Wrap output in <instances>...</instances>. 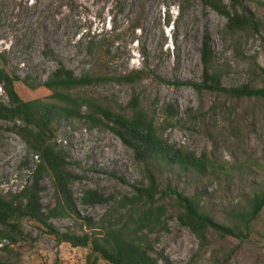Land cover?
<instances>
[{
  "label": "rangeland",
  "instance_id": "1",
  "mask_svg": "<svg viewBox=\"0 0 264 264\" xmlns=\"http://www.w3.org/2000/svg\"><path fill=\"white\" fill-rule=\"evenodd\" d=\"M246 5L260 22L264 37V0H248ZM225 24L226 18L203 7L199 0H0V52H7L10 74L19 80L29 75L39 84L57 68L58 60L76 77L88 73L92 62L87 47L91 43L100 48L97 52L108 62L111 76L148 68L169 82L198 83L202 40L208 33L223 87H260L251 64L264 68V42L252 34L236 41L225 39L221 35ZM14 89L23 101L46 100L48 96L44 89L30 90L21 82L15 83ZM75 92L115 106H125L132 95L140 96L157 128L164 127V105L170 104L177 115L165 128L163 138L197 156L206 154L228 172L216 177L193 173H165L163 177H170L179 192L196 197L217 223L228 224L231 210L264 189V100L231 99L151 79L135 86L107 81ZM0 98L6 102L1 90ZM54 138L76 164L73 169L80 179L71 191L82 217L97 223L113 205H82L85 190L120 199L132 192L131 186L143 183L132 152L110 131L78 121L61 122ZM35 159L13 124L0 121V190L4 194H14L31 182ZM42 187L41 204L47 212L53 205L48 178ZM49 224L59 233L82 234L71 219H52ZM163 226L149 236V244L152 255L168 264H264V208L246 240L209 233L201 246L179 225L171 208ZM21 232L14 243H1L0 262L86 264L96 256L89 246L57 242L45 228L29 220L22 222ZM97 264L109 263L100 259Z\"/></svg>",
  "mask_w": 264,
  "mask_h": 264
},
{
  "label": "trees",
  "instance_id": "2",
  "mask_svg": "<svg viewBox=\"0 0 264 264\" xmlns=\"http://www.w3.org/2000/svg\"><path fill=\"white\" fill-rule=\"evenodd\" d=\"M199 1L203 7L226 18L221 32L223 38L236 41L242 35L252 34L264 42L260 34L261 24L246 5L248 0H228V4L224 0ZM97 49L100 48L94 47L93 43L87 47V57L92 62L88 73L76 77L58 60L57 68L42 84L29 75L19 80L10 74L7 71V52H0V90L6 100L0 98V121L13 124L15 133L36 158L31 168L30 183L14 194H4L0 190V245L3 241L14 243L19 239L22 222L29 220L45 228L57 242H67L73 247L89 246L96 256L93 260L88 258L86 264H97L100 259L109 264H168L161 257L152 255L149 244V236L164 229L168 208L175 214L179 225L188 229L201 246L209 233L220 238L246 240L264 208V189L254 192L243 204L239 203V208L230 211L228 224L222 225L202 209L196 197L179 192L170 177H163L165 173L169 176L193 173L198 177H216L228 172H224L206 154L197 156L163 138L165 128L177 115L170 104L164 105V127L157 128L142 106L140 96L132 95L125 106H115L75 91L93 88L107 81L135 86L151 79L162 84L190 86L199 93L222 94L231 99L264 100V68L255 62L251 64L260 87L253 84L223 87V74L216 68V57L208 33L202 40V74L198 83L169 82L148 68L111 76L107 73L108 62ZM17 82L30 90L44 89L48 95L46 100L23 101L14 89ZM70 121L110 131L132 152L142 176L143 183L131 186L132 192L120 199L92 190L83 192L80 203L84 206L113 204L110 212L97 223L82 217L77 211L71 191V186L80 179L73 169L76 164L55 143L54 135L59 124ZM45 178L49 179L53 192V205L47 212L41 204ZM52 219H71L79 225L82 234L59 233L49 224Z\"/></svg>",
  "mask_w": 264,
  "mask_h": 264
},
{
  "label": "bare ground",
  "instance_id": "3",
  "mask_svg": "<svg viewBox=\"0 0 264 264\" xmlns=\"http://www.w3.org/2000/svg\"><path fill=\"white\" fill-rule=\"evenodd\" d=\"M13 151H15V149L13 148V150H12V153H13Z\"/></svg>",
  "mask_w": 264,
  "mask_h": 264
}]
</instances>
